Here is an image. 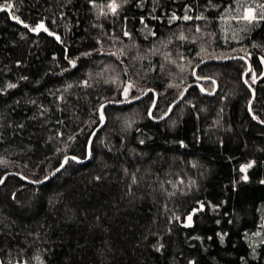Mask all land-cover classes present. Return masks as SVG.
Listing matches in <instances>:
<instances>
[{
    "label": "trees",
    "instance_id": "16d2710c",
    "mask_svg": "<svg viewBox=\"0 0 264 264\" xmlns=\"http://www.w3.org/2000/svg\"><path fill=\"white\" fill-rule=\"evenodd\" d=\"M0 264H264V0H0Z\"/></svg>",
    "mask_w": 264,
    "mask_h": 264
},
{
    "label": "water",
    "instance_id": "95a60500",
    "mask_svg": "<svg viewBox=\"0 0 264 264\" xmlns=\"http://www.w3.org/2000/svg\"><path fill=\"white\" fill-rule=\"evenodd\" d=\"M42 28H43V27H42ZM42 28L40 27V29H42ZM238 57H240V56H238ZM211 61H225V60H221V59H207V60H204V61L202 62V64L207 63V62H211ZM250 70H251V64L249 63V69H248L247 72L244 74L243 80H244L245 84L248 86V88L250 89V91H251V93H252V99H251L250 104H249V111H250L251 114H252V104H253V102H254V100H255V96H256V94H255V91H254V89L252 88V86H250V85L247 83V81H246V76H247V74L250 72ZM195 84H199V83L196 82V83H194V84H191V85L187 86L186 89L184 90L183 94L181 95V97H180L176 102H174V103L170 106V108H169L167 114L164 115V116H163L161 119H159V120L165 119V118L170 114L172 108H173L175 105H177V104H178V103L184 98V96L186 95V93L188 92V90L190 89V87L193 86V85H195ZM151 91L155 93L154 103H153V105H152V107H151V109H150V112H149V116L152 117V112H153V109H154V107H155V105H156V101H157V97H158V94H157V92H156V90H155L154 88H149L148 90H146V92H145L142 96H140V97H138V98H136V99H133V100L124 101V102H119V103H116V102H113V101H108V102H106L105 104H103V105L101 106V108H100V113L102 114L104 108H105L107 105H109V104H117V105H121V104H126V103L136 102V101H138V100L144 98V97H145L149 92H151ZM205 93H206V94H209V93H207V92H205ZM104 124H105V120L102 119L101 124L96 128V130H95V131L93 132V134H92V137H91V139H90V141H89L88 148H87L88 159H89L90 154H91V149H90V147H91V143H92V141H93V139H94V136H95L96 133H97V132L103 127ZM69 159H76L77 161H80L79 159L74 158L73 156H68V157H66L65 160H64V162H63V164H62L59 168H57L54 172H52L49 176H47L44 180H42L41 182H35V181H32V180L26 178L25 176H23V175H21V174H17V173H12V172H10V173H7V174L3 177V179H2V183L4 182V180L6 179V177H7L8 175H17V176H19V177L25 178L28 182H31V183H34V184H42L43 182H45V181L49 180L50 178L54 177L59 171H61V170L65 167V165H66V163L68 162Z\"/></svg>",
    "mask_w": 264,
    "mask_h": 264
},
{
    "label": "snow or ice",
    "instance_id": "6c2138e0",
    "mask_svg": "<svg viewBox=\"0 0 264 264\" xmlns=\"http://www.w3.org/2000/svg\"><path fill=\"white\" fill-rule=\"evenodd\" d=\"M110 7H111L112 11L115 12V10H116V5H111ZM186 18H187V17H186ZM244 18L247 19V20H249V21L251 22L252 20L255 19V16L252 14L251 10H249L248 15L245 16ZM39 27L42 28L43 25H40ZM9 87H15V85H9ZM249 166H250V165H249ZM190 220H191V217H189V221H190Z\"/></svg>",
    "mask_w": 264,
    "mask_h": 264
},
{
    "label": "rangeland",
    "instance_id": "374dc122",
    "mask_svg": "<svg viewBox=\"0 0 264 264\" xmlns=\"http://www.w3.org/2000/svg\"><path fill=\"white\" fill-rule=\"evenodd\" d=\"M130 89L131 88H129V87H127L125 90H124V92H123V98H124V101H129L131 98V96H130ZM148 90V89H147ZM188 223H191V220L190 221H188Z\"/></svg>",
    "mask_w": 264,
    "mask_h": 264
}]
</instances>
